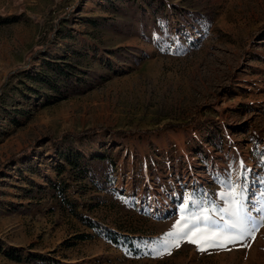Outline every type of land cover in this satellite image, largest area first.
<instances>
[{
    "label": "rangeland",
    "instance_id": "rangeland-1",
    "mask_svg": "<svg viewBox=\"0 0 264 264\" xmlns=\"http://www.w3.org/2000/svg\"><path fill=\"white\" fill-rule=\"evenodd\" d=\"M229 178L259 221L264 0H0V264H264V226L156 255Z\"/></svg>",
    "mask_w": 264,
    "mask_h": 264
},
{
    "label": "snow or ice",
    "instance_id": "snow-or-ice-1",
    "mask_svg": "<svg viewBox=\"0 0 264 264\" xmlns=\"http://www.w3.org/2000/svg\"><path fill=\"white\" fill-rule=\"evenodd\" d=\"M243 166V162H241ZM228 190L220 193L221 199H226L227 207L222 208L221 211L226 213L230 218L225 221L223 225L219 222L213 221L210 216L204 215L198 218V223L194 224L192 229L188 231L180 230L179 237L169 243L168 240L160 239L153 243L162 245L156 250V255L163 256L164 254H171L172 247L179 246L180 239H188L190 235L195 232H200L202 235V242L200 239H188L189 243L196 244L199 251H207L209 248H224L228 249L229 245L239 243L241 246H247L245 244L249 237L255 238V232L259 230V227L264 226V215H262L257 221L251 216L247 205V200L244 195V187L237 181L228 179L225 182ZM186 198L185 204L182 206V211L188 209V203ZM214 207V206H213ZM257 212L264 213V207L255 209ZM201 212L209 211L208 208L201 207ZM180 222L177 221V224ZM200 224L204 225V228H200ZM186 227V225H185ZM176 226L174 225V229ZM176 232H169L166 234L168 237H173Z\"/></svg>",
    "mask_w": 264,
    "mask_h": 264
},
{
    "label": "trees",
    "instance_id": "trees-1",
    "mask_svg": "<svg viewBox=\"0 0 264 264\" xmlns=\"http://www.w3.org/2000/svg\"><path fill=\"white\" fill-rule=\"evenodd\" d=\"M206 16H208V15L206 14ZM207 19H208V17H206V20ZM58 65L63 66V64H58ZM55 70L58 71L60 74H63L64 76H66V79H68L69 82H71V83L73 82V79H72L73 76L69 73V71H67L65 69V67H57L56 66ZM47 82H49V84L52 87L56 88L57 90L59 89V88H57V86H55V84H56L55 81L47 80ZM105 158H106V156H104V155H95L92 158H86L82 154H71L70 156L67 157V160L70 162V164H72L73 167H78V165H80V163H81L84 166L80 169L81 176H87L90 172H93L91 170V168L89 167L91 165L92 161L104 160ZM107 162L109 163L110 161H107ZM96 170H100V169H96ZM84 220H87V222H88L89 219H84Z\"/></svg>",
    "mask_w": 264,
    "mask_h": 264
}]
</instances>
